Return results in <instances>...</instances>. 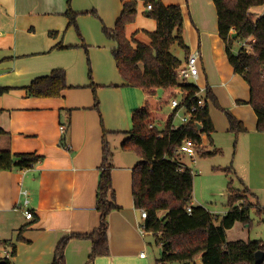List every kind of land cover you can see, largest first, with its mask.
Segmentation results:
<instances>
[{
  "label": "crops",
  "instance_id": "1",
  "mask_svg": "<svg viewBox=\"0 0 264 264\" xmlns=\"http://www.w3.org/2000/svg\"><path fill=\"white\" fill-rule=\"evenodd\" d=\"M135 1L137 16L127 25L126 35L134 46L149 45L157 22L146 16L144 0ZM161 1L182 8L189 55L200 54L201 95L210 89L221 108L247 129L236 136L230 132L228 119L210 108L215 132L211 138L202 136V147L220 153L221 136L226 133L233 137L229 148L236 141L239 152L246 149L247 155L241 154L246 155L244 164L248 161V168L258 169L245 175L249 186L244 180L241 184L262 206L252 175L256 182L264 181V134L257 131L250 88L228 61L213 0ZM68 12L75 13L77 28L70 26ZM122 12L121 0H0V88L9 89L0 98V128L11 135L13 154L40 157L31 169L0 171V254L11 257L15 245L13 264H53L65 240V264L148 262V255L140 258L148 235L141 233L145 221L132 193L133 171L141 159L121 147L132 129V113L142 106L145 95L141 98L140 91L119 74L113 58L117 43L103 32L115 28ZM58 69L67 75L68 88L61 97L27 95L25 89L33 80ZM63 124L68 125L66 146L61 145ZM189 161H185L187 166L199 175V162ZM105 164L112 166L117 208L107 218L109 255L90 261L93 241L81 235L100 226L98 186ZM26 200L32 220L21 209ZM193 205L198 206L194 201Z\"/></svg>",
  "mask_w": 264,
  "mask_h": 264
},
{
  "label": "trees",
  "instance_id": "2",
  "mask_svg": "<svg viewBox=\"0 0 264 264\" xmlns=\"http://www.w3.org/2000/svg\"><path fill=\"white\" fill-rule=\"evenodd\" d=\"M121 1L123 12L115 28H105L103 32L117 43L113 58L119 74L128 85L141 89L145 95L142 106L132 113V129L121 147L135 152L141 159L133 171V200L136 209L147 212L146 230L154 234L162 248L157 264H256V254L264 253V241H229L227 236L237 223L249 228L253 210L264 216L256 195L246 186L243 190H235L229 185L228 211L217 223L219 219L205 207L193 205L194 175L177 153L185 140H191L198 145L197 157L217 154L216 150L202 147V136L211 138L215 132L210 106L221 109L216 96L206 89L205 105L199 107L186 124L175 125V113H165L175 98L180 100L181 107L197 106L201 93L196 85L179 80L177 72L182 62L171 53L172 47L178 45L189 56L181 6H165L161 0H144L146 6L152 5L146 16L157 22V30L149 34V45L137 43L134 46L127 38L126 27L135 22L137 1ZM213 3L228 61L250 88L249 104L257 116V131L264 134V14L256 17L251 12L264 6V0H213ZM66 16L70 26L77 28L75 13L68 12ZM233 33H238V38L245 42V47L237 53L232 50ZM67 88L66 72L58 69L36 78L25 90L29 97L58 98ZM8 91V88H0V98ZM95 101L98 106V99ZM225 114L230 132L236 136L247 132L244 124L230 112ZM65 126L63 146H66L68 133V125ZM103 148L106 153V144ZM39 161L40 157L34 154H13L11 135L0 128V171L31 169ZM111 170V164H105L98 186L100 226L91 234L81 235L93 241L90 261L109 255L107 218L117 208ZM240 182L243 184L242 180ZM66 242L57 248L53 264H65ZM11 248L10 256L14 257L16 246ZM11 257L0 254V264H13Z\"/></svg>",
  "mask_w": 264,
  "mask_h": 264
},
{
  "label": "rangeland",
  "instance_id": "3",
  "mask_svg": "<svg viewBox=\"0 0 264 264\" xmlns=\"http://www.w3.org/2000/svg\"><path fill=\"white\" fill-rule=\"evenodd\" d=\"M254 14H264V6L254 9ZM185 43L189 47V43L187 41V34L184 35ZM245 47V42L242 38L235 39L233 41V52L237 53L241 48ZM249 49V48H248ZM171 53L176 56L181 62L182 65L186 63L187 52L180 48L178 45H174L171 49ZM203 80V79H202ZM183 82V81H182ZM198 88H203L204 82H199V80H188ZM136 91H140L141 98H144V93L141 89L135 88ZM227 93V92H226ZM162 93H160L161 95ZM228 95V93H227ZM143 102V99L142 101ZM140 106V105H139ZM221 107V106H220ZM211 112H215L217 114H223L225 121L227 120L226 112L228 110H224L223 108H214L213 105L210 106ZM169 106L165 109V113H170ZM230 112V111H228ZM231 113V112H230ZM235 118L236 116L231 113ZM176 125H180V120L177 119L175 121ZM242 134H239L241 137ZM207 137V135H205ZM212 137V136H211ZM233 138V137H232ZM231 136L229 134L224 133L221 136L222 147L220 149V153H217L214 156H198L197 161L199 162L198 171H200L199 175L194 174V203L198 206L205 207L208 211H210L215 217L220 219L223 217L224 213L228 208V194H229V185H232V188L235 190H243L244 185L241 184L240 180L245 181L247 186H249V182L247 178H245L246 174H253L255 169H258L257 166L252 165L251 168H248V161H245L246 157V149H241L238 151V146L229 148L231 144H233ZM208 151H213L208 148ZM133 152V151H131ZM246 153V155L241 156L242 153ZM135 153V152H133ZM136 154V153H135ZM137 155V154H136ZM138 156V155H137ZM140 158V157H139ZM188 163H190L189 159H186ZM191 164V163H190ZM193 165V164H192ZM244 166V167H243ZM193 168V167H192ZM225 169V171H224ZM236 171H235V170ZM195 171V169H194ZM251 171V172H250ZM256 176L252 175V185L256 187V194L259 196L260 202L262 203L260 206L264 209V181L261 183L256 182ZM240 179V180H239ZM233 182V183H231ZM244 184V183H243ZM253 190V189H252ZM255 191V190H253ZM257 198V196H256ZM258 200V198H257ZM251 226L245 227L241 223H237L231 231L228 232V240L229 241H264V216H260L256 210L251 212ZM147 240V249L144 251L146 255H148L147 264H157V261L160 260L162 254V248L156 242L154 236L146 237Z\"/></svg>",
  "mask_w": 264,
  "mask_h": 264
},
{
  "label": "built area",
  "instance_id": "4",
  "mask_svg": "<svg viewBox=\"0 0 264 264\" xmlns=\"http://www.w3.org/2000/svg\"><path fill=\"white\" fill-rule=\"evenodd\" d=\"M147 10L150 11L152 10V5L147 6ZM200 58V54L197 52L195 54L189 55L186 63L179 67L178 69V78L180 81H188V80H198L199 78V68H198V60ZM199 101L197 106H192L191 108H186V107H181L180 106V100L178 98H175L171 101L169 108L170 111L175 113V121L177 119L180 120V124H186L188 123L191 119H193L195 113L197 112L199 107H203L205 105V98L204 96L201 95V93L198 95ZM66 126L63 124L60 127L61 134L64 136L66 133ZM198 145H196L193 141L191 140H185L181 147L177 150L178 155L180 156L179 160L186 164V159H189L193 161L194 163L196 162L197 159V150L196 148ZM187 165V164H186ZM105 169V168H104ZM193 173V171H192ZM23 208L24 214L26 219L32 220L33 219V214L28 210V201L26 200L25 203L22 205L21 209ZM189 212H191V208L188 209ZM148 218L147 212L144 210H141V219L146 222V219ZM141 233L142 235L145 236H154L152 232H148L146 230V225L145 223L141 226ZM160 235V233H159ZM140 258L146 259L147 255L145 252L140 254Z\"/></svg>",
  "mask_w": 264,
  "mask_h": 264
},
{
  "label": "water",
  "instance_id": "5",
  "mask_svg": "<svg viewBox=\"0 0 264 264\" xmlns=\"http://www.w3.org/2000/svg\"><path fill=\"white\" fill-rule=\"evenodd\" d=\"M238 36H239L238 33H233L231 38L235 40L238 38ZM198 129H200V126H198ZM255 261H256V264H262L264 262V253H261V252L257 253L255 256Z\"/></svg>",
  "mask_w": 264,
  "mask_h": 264
}]
</instances>
